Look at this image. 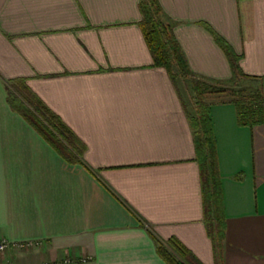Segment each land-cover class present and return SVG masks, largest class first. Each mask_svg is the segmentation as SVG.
<instances>
[{
	"label": "crops",
	"instance_id": "obj_1",
	"mask_svg": "<svg viewBox=\"0 0 264 264\" xmlns=\"http://www.w3.org/2000/svg\"><path fill=\"white\" fill-rule=\"evenodd\" d=\"M141 1L0 0V240L30 243L0 264H171L159 250L171 238L201 264H264V124L211 105L221 197L209 221L191 111L154 64ZM159 2L193 74L232 77L217 34L264 76V0ZM17 78L86 145L81 160L12 107Z\"/></svg>",
	"mask_w": 264,
	"mask_h": 264
},
{
	"label": "trees",
	"instance_id": "obj_2",
	"mask_svg": "<svg viewBox=\"0 0 264 264\" xmlns=\"http://www.w3.org/2000/svg\"><path fill=\"white\" fill-rule=\"evenodd\" d=\"M140 9L142 13L140 25L153 53L154 64L165 67L174 80L194 78L192 82L193 95L189 97L193 112H189L188 115L194 130L206 211L211 213L213 210L217 214L220 207L221 189L215 139L210 121L211 105L216 102L233 103L237 108L240 125L264 124V86H257L254 83L257 80H264V76L245 74L240 68L239 56L228 42L217 34L215 35L216 40L229 60L232 77L229 80H214L193 74L188 68L172 24L165 19V13L159 0H142ZM26 81L25 78H17L7 82L9 101L12 107L36 130L40 131L44 138L66 159L73 162L81 160L86 145L29 88ZM226 83L230 85L224 86L223 84ZM218 98L221 100H216ZM212 214L208 215L209 221ZM216 214L214 213V216ZM218 216L216 215V218L219 219ZM210 232H213L212 236L216 241L222 242L221 235L218 237L211 228ZM159 250L171 264H184L176 259L172 251H175L188 264H201L197 257L176 238L169 239L166 245L161 243Z\"/></svg>",
	"mask_w": 264,
	"mask_h": 264
},
{
	"label": "rangeland",
	"instance_id": "obj_3",
	"mask_svg": "<svg viewBox=\"0 0 264 264\" xmlns=\"http://www.w3.org/2000/svg\"><path fill=\"white\" fill-rule=\"evenodd\" d=\"M193 80H194L193 77H190V78L188 77V79H186V80H178L177 79V83H178L179 89L182 92L183 97L186 100L188 108L190 109L191 112H193V108H192V105L189 104L188 99H189V97H191L193 95V92H192V82H193ZM254 83L257 84V86H260V85L264 86V80H262V81L257 80ZM223 85L224 86H229L230 84L226 83V84H223ZM216 100H221V99L218 98Z\"/></svg>",
	"mask_w": 264,
	"mask_h": 264
},
{
	"label": "built area",
	"instance_id": "obj_4",
	"mask_svg": "<svg viewBox=\"0 0 264 264\" xmlns=\"http://www.w3.org/2000/svg\"><path fill=\"white\" fill-rule=\"evenodd\" d=\"M27 245H30V243H23V242H10L7 239L0 240V253L5 252L9 247L15 246V247H25ZM87 261L86 258H82L80 260H75L72 257H65L62 261L56 263V264H84Z\"/></svg>",
	"mask_w": 264,
	"mask_h": 264
}]
</instances>
